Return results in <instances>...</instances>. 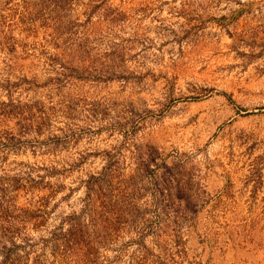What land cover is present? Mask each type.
<instances>
[{
    "label": "rangeland",
    "instance_id": "rangeland-1",
    "mask_svg": "<svg viewBox=\"0 0 264 264\" xmlns=\"http://www.w3.org/2000/svg\"><path fill=\"white\" fill-rule=\"evenodd\" d=\"M0 264H264V0H0Z\"/></svg>",
    "mask_w": 264,
    "mask_h": 264
}]
</instances>
